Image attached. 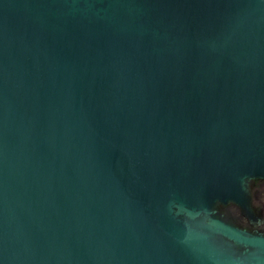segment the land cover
Returning a JSON list of instances; mask_svg holds the SVG:
<instances>
[{"label": "water", "instance_id": "obj_1", "mask_svg": "<svg viewBox=\"0 0 264 264\" xmlns=\"http://www.w3.org/2000/svg\"><path fill=\"white\" fill-rule=\"evenodd\" d=\"M0 264H264V0H0Z\"/></svg>", "mask_w": 264, "mask_h": 264}]
</instances>
